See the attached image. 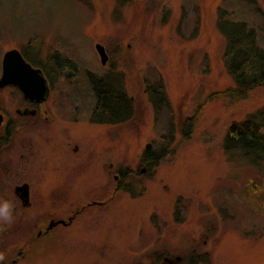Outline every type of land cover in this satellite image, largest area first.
I'll return each instance as SVG.
<instances>
[{"label":"rangeland","instance_id":"1","mask_svg":"<svg viewBox=\"0 0 264 264\" xmlns=\"http://www.w3.org/2000/svg\"><path fill=\"white\" fill-rule=\"evenodd\" d=\"M223 11L264 49V0H0V76L9 50L55 56L49 118L25 124L9 153L31 151L8 187L29 183L32 207L9 189L0 197L14 206L13 222H0V264H264V161L257 151L236 161L241 149L226 144L234 124L264 110V84L227 92ZM97 78L132 98L131 120L91 121ZM159 83L169 105L157 111L146 88ZM19 96L0 91V108L13 114ZM149 144L153 156L173 152L152 170L141 162ZM92 200L104 204L85 207Z\"/></svg>","mask_w":264,"mask_h":264},{"label":"trees","instance_id":"2","mask_svg":"<svg viewBox=\"0 0 264 264\" xmlns=\"http://www.w3.org/2000/svg\"><path fill=\"white\" fill-rule=\"evenodd\" d=\"M122 2L127 4L130 0H122ZM222 13L219 19V28L228 40L227 52L224 58L237 88L230 89L227 92L243 97L249 90L264 84V49L258 45L256 32L253 28L244 21L234 22L231 18L225 17V11ZM60 62L61 66L59 68L66 65L64 61ZM35 65L41 66L37 62H35ZM48 74L50 73L48 72ZM92 79H90V82L93 86L96 103L91 121L95 124L115 125L131 120L135 112L132 98H129L122 88H117L114 83L104 82L102 78ZM146 91L153 99L157 111L162 106L169 105L168 97L161 83L157 86L148 85ZM154 93L158 95L159 101L155 100ZM195 120L196 117L188 118L182 125L181 131L185 126L191 129ZM190 133L182 134L183 138L188 139L186 137L190 136ZM234 143H236L237 148L241 149L240 156L235 157L236 161H241L242 158L246 160L251 151L260 153L264 161V110L247 117L245 121L239 124H234L229 129L226 144L230 146ZM161 151L162 153L159 156H153L150 151H146L141 159L142 164L147 165L152 170L167 157L166 155L173 153L167 152L165 148ZM165 151L166 154H164ZM233 159L228 160L230 162ZM247 162L249 161L247 160Z\"/></svg>","mask_w":264,"mask_h":264},{"label":"flooded vegetation","instance_id":"3","mask_svg":"<svg viewBox=\"0 0 264 264\" xmlns=\"http://www.w3.org/2000/svg\"><path fill=\"white\" fill-rule=\"evenodd\" d=\"M21 54L25 58V61L31 64L33 68L40 69L43 72V75L47 79V82L50 88V94H51V79L49 78L50 74H48V72L50 73L53 71L51 67L50 68L48 67L47 62L50 61L51 63L53 59L55 60V56L49 58L48 60H46V62L43 63L38 58V56L37 58L30 60V58L27 57V53L25 52V50L21 51ZM35 62L41 64V66L43 67L35 65ZM2 66H3V61H2ZM8 88L13 89L20 94L19 102L21 105L14 110L13 114L8 113V110H5L6 107H3V109L0 108V115L3 116V121H2V124L0 125V197L3 199L8 196V189L10 190V187H8L9 180L10 182H12L14 176L16 177L20 175L21 172L19 171V167L21 165V162H23L24 160H27V158H29L28 155H30L31 153L30 149L29 150L26 149L25 146L19 147L17 145L15 155L10 154L11 156H9V153H11L14 149V145H13L14 141L17 142L19 131L21 130L22 127L25 126V124H28L34 119L39 118V119L47 120L49 118L48 109L43 108V106L47 103L49 98L47 101L43 103H38L36 101L25 99V97L22 95L19 89L12 85L4 89H0V91L8 89ZM1 101L3 100H0V106L4 105ZM73 152H77V148H74ZM13 162L15 163L13 164ZM13 165H15L14 167L18 168L17 172H14ZM142 171L146 172V169H143ZM120 179H121V176L116 174L115 180L118 182L115 188L116 192L120 191L121 189V184L119 183ZM13 183L14 184L11 186L10 193H12L13 196L16 197L20 201L21 207L23 208L32 207L31 187L29 183L27 182H22V183L13 182ZM25 185L28 187V198H26V200L23 199V192L19 190L20 187H24ZM103 204H104L103 202L92 200L90 203H87L85 207L90 208L92 206H103ZM85 207H83L82 209L84 210ZM82 209L70 215L67 220L68 222L66 221L67 225H63V226L71 225L76 219V217L80 214ZM52 221L58 222V221H64V220L63 219H57V220L51 219L50 223ZM50 223L48 224V226L50 225ZM48 226L46 228V231L48 229ZM40 233L43 234L44 232L40 231ZM166 261L169 263H172V261L169 259H166Z\"/></svg>","mask_w":264,"mask_h":264},{"label":"water","instance_id":"4","mask_svg":"<svg viewBox=\"0 0 264 264\" xmlns=\"http://www.w3.org/2000/svg\"><path fill=\"white\" fill-rule=\"evenodd\" d=\"M96 50L100 56L102 65H107L109 56L103 45L97 44ZM13 85L17 87L24 95L25 99L43 103L47 101L50 95V89L47 79L40 69H35L31 64L27 63L23 55L17 49L6 52L3 58L2 76L0 78V88ZM3 116L0 115V125ZM151 145H147L149 150ZM23 192V199L28 198V187L19 188ZM59 224L67 225L65 221H52L48 227V231L52 230Z\"/></svg>","mask_w":264,"mask_h":264},{"label":"clouds","instance_id":"5","mask_svg":"<svg viewBox=\"0 0 264 264\" xmlns=\"http://www.w3.org/2000/svg\"><path fill=\"white\" fill-rule=\"evenodd\" d=\"M14 206L8 200L0 203V222L10 225L13 222ZM4 260V255L0 254V261Z\"/></svg>","mask_w":264,"mask_h":264}]
</instances>
